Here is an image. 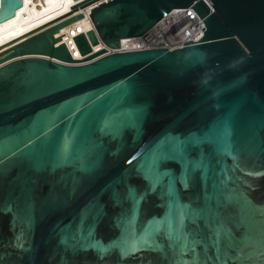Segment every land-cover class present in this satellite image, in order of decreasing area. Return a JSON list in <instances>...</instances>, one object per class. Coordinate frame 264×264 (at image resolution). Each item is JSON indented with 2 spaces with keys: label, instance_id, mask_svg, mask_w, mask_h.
Listing matches in <instances>:
<instances>
[{
  "label": "water",
  "instance_id": "95a60500",
  "mask_svg": "<svg viewBox=\"0 0 264 264\" xmlns=\"http://www.w3.org/2000/svg\"><path fill=\"white\" fill-rule=\"evenodd\" d=\"M74 1L71 11L0 46V264H69L62 230L75 231L84 213L85 232L103 214L94 234L103 245L125 227L139 237L166 211L155 193L138 206L128 198L129 187L137 196L146 187L140 166L167 139L203 135L224 119L231 147L190 145L187 159L202 167L189 166L187 188L176 183L181 203L219 204V235L202 219H185L183 232L198 241L194 252L161 231L153 238L162 250L121 259L112 247L94 264H264V0ZM23 4L0 0V23ZM86 7L93 28L74 37L77 58L57 34ZM177 8L204 21L198 41L95 50L148 35ZM66 141L70 154L61 161ZM161 169L182 172L174 160ZM21 233L26 251L14 246Z\"/></svg>",
  "mask_w": 264,
  "mask_h": 264
},
{
  "label": "snow or ice",
  "instance_id": "6c2138e0",
  "mask_svg": "<svg viewBox=\"0 0 264 264\" xmlns=\"http://www.w3.org/2000/svg\"><path fill=\"white\" fill-rule=\"evenodd\" d=\"M107 127V125H106ZM232 135V128L229 119H224L218 122L210 132H205L203 135H189L187 137H172L167 139L159 148L153 151L150 159L146 160L139 168V171L143 175V179L147 182L144 191L140 192L137 196L136 190L129 187L128 198L132 199L135 205H139L140 201L144 200L146 196L151 194H157L158 198L163 202L166 208L165 214L162 217H153L145 226L143 233L139 236H135V232H128V228L125 227L122 231L121 237L115 241H112L108 245L101 244L100 241L94 239L95 229L101 222L103 214L98 212L93 217V223L89 225L88 230L85 232L83 229V220L87 213L82 214L81 223L75 231H70V226L65 230L64 235L61 236L60 243L65 244L70 252L69 264H94V260H103L106 252L112 247L120 248V257L123 259L125 256L141 250L142 248H148L153 251L162 250L163 246L158 244L153 238L155 234L164 231L167 237L171 240L175 234L176 241H182L181 251L186 249L191 244L193 252L195 246L198 243L197 240L189 241L188 234L183 232V226L185 219L192 223H196L198 220H204L206 226H210L213 230H216V235H219L218 227L220 224V216L217 208L205 206L203 208H193L189 204L181 203L176 192L177 179L183 185L188 187L189 166H191L192 172L202 167V164L198 161H189L187 159V148L192 145H199L205 142L216 143L221 151H227L230 147V137ZM70 154L69 142H65L60 149L58 159L61 161H67ZM177 161L181 165V175L179 178L175 177L171 170L161 169V164L165 161ZM203 160V154H201V161ZM130 163V161H129ZM205 174H206V166ZM260 175L261 173H256ZM160 191L157 193V189ZM211 197L206 196V199ZM113 200L119 204V194L113 193ZM135 215V209L133 210ZM176 226L174 227V221ZM126 225H130L133 221H124ZM129 235L134 237L129 239ZM27 241L23 238V233L16 237L15 247L21 251H26L25 243ZM172 247V245H170ZM89 250H92L93 256H89ZM2 259V257H0ZM177 264H188L187 261H180Z\"/></svg>",
  "mask_w": 264,
  "mask_h": 264
},
{
  "label": "bare ground",
  "instance_id": "6f19581e",
  "mask_svg": "<svg viewBox=\"0 0 264 264\" xmlns=\"http://www.w3.org/2000/svg\"><path fill=\"white\" fill-rule=\"evenodd\" d=\"M23 1V6L17 10V13L14 17L6 20L3 23H0V46L71 11V6L76 4L74 0ZM90 8L91 7H86L82 9L84 16L81 19H78L76 22L63 27L57 34V36L61 37L62 41L69 44L73 56L77 58H81V55L76 48L74 37L79 33L86 32L87 30L93 28V22L90 18ZM103 47V44H100L97 48H95V50Z\"/></svg>",
  "mask_w": 264,
  "mask_h": 264
},
{
  "label": "built area",
  "instance_id": "2783aa9c",
  "mask_svg": "<svg viewBox=\"0 0 264 264\" xmlns=\"http://www.w3.org/2000/svg\"><path fill=\"white\" fill-rule=\"evenodd\" d=\"M204 27V21L192 8H177L163 17L150 30L148 35L124 38L121 40L120 48L118 49L103 46L107 49L108 53L154 47L175 49L182 47L184 42L190 40L198 41L202 38L204 36L202 29Z\"/></svg>",
  "mask_w": 264,
  "mask_h": 264
}]
</instances>
